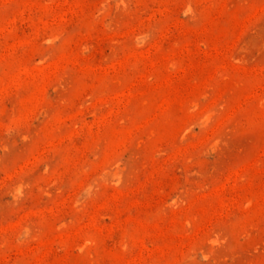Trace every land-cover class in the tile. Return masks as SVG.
Instances as JSON below:
<instances>
[{
    "label": "rangeland",
    "instance_id": "1",
    "mask_svg": "<svg viewBox=\"0 0 264 264\" xmlns=\"http://www.w3.org/2000/svg\"><path fill=\"white\" fill-rule=\"evenodd\" d=\"M0 264H264V0H0Z\"/></svg>",
    "mask_w": 264,
    "mask_h": 264
}]
</instances>
